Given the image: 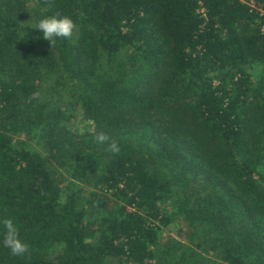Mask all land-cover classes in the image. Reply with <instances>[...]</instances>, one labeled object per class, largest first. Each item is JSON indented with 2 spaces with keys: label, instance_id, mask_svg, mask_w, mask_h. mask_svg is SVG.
<instances>
[{
  "label": "trees",
  "instance_id": "1",
  "mask_svg": "<svg viewBox=\"0 0 264 264\" xmlns=\"http://www.w3.org/2000/svg\"><path fill=\"white\" fill-rule=\"evenodd\" d=\"M28 1L0 0V264H162L174 220L192 243L174 264H264V75L247 68H264V0ZM57 12L77 29L52 47L34 25Z\"/></svg>",
  "mask_w": 264,
  "mask_h": 264
},
{
  "label": "clouds",
  "instance_id": "2",
  "mask_svg": "<svg viewBox=\"0 0 264 264\" xmlns=\"http://www.w3.org/2000/svg\"><path fill=\"white\" fill-rule=\"evenodd\" d=\"M54 2L55 0H44V3L49 7H52ZM34 27L43 34V39L50 42L52 47L55 45L58 38L71 40L77 29V25L69 16H61L58 12L54 15L39 19ZM96 140L100 144H107L106 151L114 154L120 152L118 142L114 139L110 140V137L106 133H97ZM2 223L6 230L3 238V245L10 250V254L13 256H24L26 253H29V245L20 239L18 228L13 221L5 218Z\"/></svg>",
  "mask_w": 264,
  "mask_h": 264
},
{
  "label": "rangeland",
  "instance_id": "3",
  "mask_svg": "<svg viewBox=\"0 0 264 264\" xmlns=\"http://www.w3.org/2000/svg\"><path fill=\"white\" fill-rule=\"evenodd\" d=\"M33 2V1H32ZM31 0L28 1V4L30 3L31 5ZM255 4V3H253ZM33 7V6H32ZM32 7L29 9V16H28V21H33L35 20V12ZM247 68L251 71L253 80L255 83L259 84L263 74V65L260 62H253L247 64ZM17 139H21L26 141L27 143L31 144L34 148L37 150L46 153L45 151V146L42 142V140L36 136H33L32 134H27V133H21L20 135L16 136ZM58 177L62 179L63 181L61 182V185L66 188V184L70 182L71 178L67 173H65L62 169H58ZM182 229V223L180 220H174L172 222L171 228L165 230L164 234L165 237L162 240V247L160 248V252L158 253V257L160 262L162 264H174L177 253V247L185 246V245H190L192 244L189 241L188 235H184L183 232H181ZM192 233V228L188 227V232L187 234ZM171 237V239H170ZM168 250H171V254L168 253ZM174 252V253H173ZM163 253V254H162ZM173 253V254H172Z\"/></svg>",
  "mask_w": 264,
  "mask_h": 264
}]
</instances>
